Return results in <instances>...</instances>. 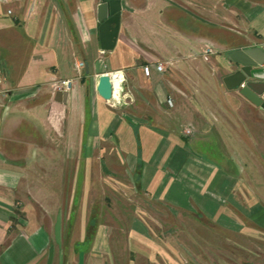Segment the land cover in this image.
Wrapping results in <instances>:
<instances>
[{
	"label": "crops",
	"instance_id": "crops-1",
	"mask_svg": "<svg viewBox=\"0 0 264 264\" xmlns=\"http://www.w3.org/2000/svg\"><path fill=\"white\" fill-rule=\"evenodd\" d=\"M105 2L0 0V264L113 260L107 230L74 229L98 160L111 177L133 171L150 198L213 219L240 205L224 137L241 122L223 116L224 98L250 100L225 79L240 68L233 51L264 47V0H121L109 49ZM115 69L133 101L112 107L96 84ZM63 78L65 98L50 85Z\"/></svg>",
	"mask_w": 264,
	"mask_h": 264
},
{
	"label": "rangeland",
	"instance_id": "rangeland-1",
	"mask_svg": "<svg viewBox=\"0 0 264 264\" xmlns=\"http://www.w3.org/2000/svg\"><path fill=\"white\" fill-rule=\"evenodd\" d=\"M224 101L223 116L241 122L233 128L235 137H224L226 153L239 172L230 177L240 205H226L223 216L213 219L196 206L150 198L133 171L111 177L105 161L98 160L100 174L91 176L87 190L78 191L82 206L74 208V229L79 225L91 234L107 230L114 262L106 254L104 264H264V110L245 99ZM230 103L237 109H230Z\"/></svg>",
	"mask_w": 264,
	"mask_h": 264
},
{
	"label": "water",
	"instance_id": "water-1",
	"mask_svg": "<svg viewBox=\"0 0 264 264\" xmlns=\"http://www.w3.org/2000/svg\"><path fill=\"white\" fill-rule=\"evenodd\" d=\"M99 9V18H105L101 25L102 45L104 49H109L112 47L113 37L118 31L121 0H106ZM107 14H109V17H106ZM111 25L114 26L111 27ZM108 27H111V42L104 40L107 34L105 30ZM230 57L240 65V68L225 79L228 87H239L242 95L246 96L255 105L264 109V98L260 96L264 93V81L258 80L264 79V74H262L264 68L259 67L264 65V47L252 46L242 50H236L230 54ZM243 82L245 83L244 85H242ZM96 91L104 100L111 98L112 87L107 74L104 73L99 76ZM57 94L63 96V98L67 96L66 91H58Z\"/></svg>",
	"mask_w": 264,
	"mask_h": 264
},
{
	"label": "built area",
	"instance_id": "built-area-1",
	"mask_svg": "<svg viewBox=\"0 0 264 264\" xmlns=\"http://www.w3.org/2000/svg\"><path fill=\"white\" fill-rule=\"evenodd\" d=\"M205 53L212 52L211 47L207 46L204 48ZM150 64H145L143 67L147 71L149 69ZM75 70L77 73H80L82 68L84 67V63L82 61H76L75 64ZM156 70L162 71L164 68L163 63L161 62H156L154 64ZM264 68V66L262 67ZM105 74L108 75L109 81L111 83L112 87V96L110 99L105 100L108 105L112 107H117L121 105H126L129 104L133 101V97L130 93H128L125 89V72L123 69H115L106 72ZM264 74V72H262ZM244 83H242L243 85ZM51 88L55 91H69L72 88L73 85V80L71 78H63V79H54L51 82ZM184 132L186 134H190L191 129L190 128H185Z\"/></svg>",
	"mask_w": 264,
	"mask_h": 264
},
{
	"label": "flooded vegetation",
	"instance_id": "flooded-vegetation-1",
	"mask_svg": "<svg viewBox=\"0 0 264 264\" xmlns=\"http://www.w3.org/2000/svg\"><path fill=\"white\" fill-rule=\"evenodd\" d=\"M264 98V97H263Z\"/></svg>",
	"mask_w": 264,
	"mask_h": 264
}]
</instances>
